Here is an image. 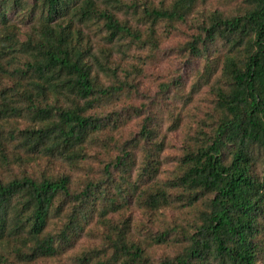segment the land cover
<instances>
[{
	"label": "trees",
	"instance_id": "trees-1",
	"mask_svg": "<svg viewBox=\"0 0 264 264\" xmlns=\"http://www.w3.org/2000/svg\"><path fill=\"white\" fill-rule=\"evenodd\" d=\"M0 264H264V0H0Z\"/></svg>",
	"mask_w": 264,
	"mask_h": 264
},
{
	"label": "rangeland",
	"instance_id": "rangeland-1",
	"mask_svg": "<svg viewBox=\"0 0 264 264\" xmlns=\"http://www.w3.org/2000/svg\"><path fill=\"white\" fill-rule=\"evenodd\" d=\"M169 44H166L165 46H164V52L166 53V54H168L169 53ZM182 63V62H181ZM195 64H196V66L198 65V63L197 62H193L192 63V65L193 66H195ZM176 66V65H175ZM183 66H185V64H183ZM186 67V66H185ZM159 69H163L165 72H170L171 73V69L169 68V67H167V65L164 63L163 65H161V67L159 68ZM147 86L149 87V84H147ZM155 89H152V92L154 91ZM150 95H152V93H150ZM122 113H123V110H122ZM133 127H134V125H133V122H132V124L130 125V127H129V131L130 130H133ZM174 142L175 143H177L178 142V137L177 136H174Z\"/></svg>",
	"mask_w": 264,
	"mask_h": 264
}]
</instances>
